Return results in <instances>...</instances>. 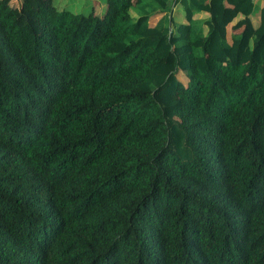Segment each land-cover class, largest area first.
Returning a JSON list of instances; mask_svg holds the SVG:
<instances>
[{
  "label": "trees",
  "instance_id": "1",
  "mask_svg": "<svg viewBox=\"0 0 264 264\" xmlns=\"http://www.w3.org/2000/svg\"><path fill=\"white\" fill-rule=\"evenodd\" d=\"M257 1L0 0V264H264Z\"/></svg>",
  "mask_w": 264,
  "mask_h": 264
},
{
  "label": "rangeland",
  "instance_id": "2",
  "mask_svg": "<svg viewBox=\"0 0 264 264\" xmlns=\"http://www.w3.org/2000/svg\"><path fill=\"white\" fill-rule=\"evenodd\" d=\"M7 3H9L11 6H14L16 9H18L20 11L21 7H22V0H3ZM37 4H40L39 8H45L48 3L49 0H36ZM54 4L55 6L59 9V10H65V11H69L72 12L74 14H90V13H95L96 15H102L106 12V8H107V4L105 2V0H54ZM29 17H33V15L29 14ZM28 19V18H27ZM248 26L247 27H251V25L253 24L252 21L249 20L248 22ZM35 29L39 28V25L36 21L33 22ZM253 26V25H252ZM161 72H165L166 70L168 72H170L171 68L163 66L159 69ZM183 81H187V77L185 75H183ZM175 111H171L170 114H174Z\"/></svg>",
  "mask_w": 264,
  "mask_h": 264
},
{
  "label": "crops",
  "instance_id": "3",
  "mask_svg": "<svg viewBox=\"0 0 264 264\" xmlns=\"http://www.w3.org/2000/svg\"><path fill=\"white\" fill-rule=\"evenodd\" d=\"M257 2H258V4H259L260 7H263L264 0H258ZM252 21H257V20L256 19H253Z\"/></svg>",
  "mask_w": 264,
  "mask_h": 264
}]
</instances>
